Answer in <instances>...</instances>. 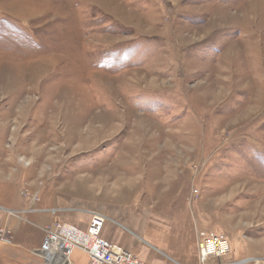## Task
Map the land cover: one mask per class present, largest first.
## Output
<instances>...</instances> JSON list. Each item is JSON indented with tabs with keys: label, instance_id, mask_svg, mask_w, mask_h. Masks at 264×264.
Masks as SVG:
<instances>
[{
	"label": "rangeland",
	"instance_id": "374dc122",
	"mask_svg": "<svg viewBox=\"0 0 264 264\" xmlns=\"http://www.w3.org/2000/svg\"><path fill=\"white\" fill-rule=\"evenodd\" d=\"M0 211L170 220L264 264V0H0Z\"/></svg>",
	"mask_w": 264,
	"mask_h": 264
},
{
	"label": "crops",
	"instance_id": "0c3cea01",
	"mask_svg": "<svg viewBox=\"0 0 264 264\" xmlns=\"http://www.w3.org/2000/svg\"><path fill=\"white\" fill-rule=\"evenodd\" d=\"M27 212V211H25ZM44 214L49 215L51 221L48 222L47 218L45 217ZM55 214V213H53ZM38 215H40V220H42L44 223L42 224L41 227L37 228L38 223H6L8 220V215H5V213L0 211V230L6 229L9 231L11 238L17 239V243L19 244H24L28 242L29 236L31 234H37V241L33 247L32 245V256L34 255L36 258L34 264H46V262L38 257L36 254V251L40 247V242L42 240V236L44 237L45 235V230L52 224H54V219L55 215H52V212H45L41 214H31V216L38 218ZM85 218V223L82 221H79L78 223H73L70 222L78 227L82 226H87L91 220V215L90 214H82ZM105 215V214H104ZM107 215V214H106ZM86 216V217H85ZM63 217V216H62ZM109 221L105 223L102 236L105 240L109 241L113 245H116L120 248H122L119 244L123 241H128V238L126 236L128 235H133L136 237L139 242H135V244L131 247V252H137L141 257L136 256L141 262L144 263H152V264H158L154 261H151L154 259L152 255H150V252L147 251L148 248L142 247L140 245V242H144L147 245H150L151 247L161 249L166 253L167 261L164 260L163 264H200L199 262V253H198V240H197V235H193L192 237L189 236L188 238L184 237L182 232L180 233H175L173 231L172 224L167 220V231H166V226L163 225L162 227H157V226H151L152 223L149 222L148 217L145 220V225L143 223H140L139 218L137 217L132 223H127L125 220H121L119 218H113L109 217ZM63 218H68L69 217H63ZM72 220H77L75 216H71ZM148 220V222H146ZM194 226V224H193ZM82 227V228H85ZM196 227V224H195ZM37 228L38 230H36ZM36 230V232L34 231ZM128 233V234H127ZM219 234L222 236H226L223 233H215ZM196 236V238H195ZM167 237V249H163L162 247L158 245H154L153 242H151L154 239H157L160 243H162L165 238ZM230 244L232 251L231 253L223 258L222 260H217V259H210L206 264H251L247 262L244 258H246L247 254H250L252 251L250 247H246L243 245H240L244 251L240 252H235L236 251V244L231 241L228 237H226ZM21 240V241H19ZM134 241V240H133ZM240 242L237 241V244ZM29 244V243H28ZM241 244V243H240ZM163 245V244H162ZM166 248V247H165ZM127 250V249H126ZM140 250L142 252H140ZM130 251V250H128ZM135 255V254H134ZM33 256V257H34ZM158 258V257H157ZM159 259V258H158ZM71 261L72 264H90L91 261L88 257V255L80 250H75L71 256Z\"/></svg>",
	"mask_w": 264,
	"mask_h": 264
},
{
	"label": "built area",
	"instance_id": "2783aa9c",
	"mask_svg": "<svg viewBox=\"0 0 264 264\" xmlns=\"http://www.w3.org/2000/svg\"><path fill=\"white\" fill-rule=\"evenodd\" d=\"M107 221L109 218L106 215L92 212L86 229L67 222H55L54 226L46 228L44 241L36 254L46 264H72L71 256L75 250L86 253L91 264H149L103 238L102 232ZM0 241L11 243L9 231L0 230ZM231 251V244L225 236L205 232L199 234L200 264H206L210 259L222 260Z\"/></svg>",
	"mask_w": 264,
	"mask_h": 264
},
{
	"label": "bare ground",
	"instance_id": "6f19581e",
	"mask_svg": "<svg viewBox=\"0 0 264 264\" xmlns=\"http://www.w3.org/2000/svg\"><path fill=\"white\" fill-rule=\"evenodd\" d=\"M71 263H72V261H71Z\"/></svg>",
	"mask_w": 264,
	"mask_h": 264
}]
</instances>
